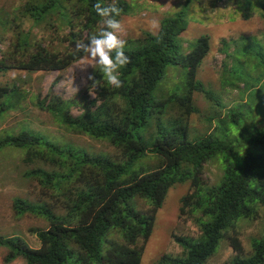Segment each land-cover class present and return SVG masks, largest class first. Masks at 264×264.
<instances>
[{"label":"trees","instance_id":"trees-1","mask_svg":"<svg viewBox=\"0 0 264 264\" xmlns=\"http://www.w3.org/2000/svg\"><path fill=\"white\" fill-rule=\"evenodd\" d=\"M96 2L28 0V13L35 20L60 14L62 24L69 27L62 37L67 45L62 51L37 42L33 51L24 53L25 59L3 55L0 70L64 69L80 59L84 53L76 44L87 42L103 27H98L102 18L95 12ZM116 3L120 16L133 11L127 0ZM261 8L264 11V2ZM188 25L186 9L182 8L164 17L157 33H146L134 47L126 45L131 62L120 70V78L127 87L123 84L119 89L106 86L100 90L105 101L98 106L101 116L97 121H71L95 137L120 144L127 155L125 162L89 156L30 128L0 138V149L8 145L26 148L29 158L51 159L60 166L62 170L38 167L27 174L64 193L67 202L66 212L59 214L44 202L17 197L14 208L18 214L44 216L49 225L36 231L40 247L29 245L17 234L0 236V246L8 248L6 262L23 256L27 264H141L155 212L173 184L191 179V190L181 197V211L194 217L200 234H174L183 247L182 255L164 253L156 264H206L225 238L239 253L228 264H264V228L262 236L253 240V253L243 256L237 227L241 218L252 217L264 205V39L249 40L245 35L221 39L224 58L220 83L225 89L237 88L239 95L210 132L191 137L189 115L196 111L194 91L225 105L197 77L210 49L209 36L200 35L197 43L183 52L180 34ZM19 42L29 46L27 37ZM170 66H182L184 74L164 93L161 89ZM115 95L120 104L112 102ZM16 96V89L0 85V116L13 106L8 99ZM110 104L123 113L122 117H116ZM49 109L60 113L55 106ZM148 153L158 155L160 163L152 169L135 166ZM213 157L222 161L223 176L219 183L208 184L202 179V167ZM72 181L73 188L69 187ZM136 197L146 199L149 211L137 207ZM112 230L119 235L110 237Z\"/></svg>","mask_w":264,"mask_h":264},{"label":"rangeland","instance_id":"rangeland-1","mask_svg":"<svg viewBox=\"0 0 264 264\" xmlns=\"http://www.w3.org/2000/svg\"><path fill=\"white\" fill-rule=\"evenodd\" d=\"M28 0H0V58L3 55L25 59L24 53L33 51L37 42L46 48L64 50L66 42L63 34L69 27L62 24L63 18L54 13L42 20H35L28 13ZM133 11L120 16L123 31L121 38L131 47L140 42L146 33H157L161 20L172 16L182 8L186 9L189 25L180 34L183 52H188L202 34H207L210 49L198 68L197 77L206 86L215 91L224 107L207 98L202 92L192 93L196 111L190 113V136L196 137L210 132L221 114L237 99V88H223L220 83L224 53L221 52V39L245 35L249 40L264 39V11L261 3L264 0H127ZM153 22L156 26L153 27ZM103 24L100 23L98 27ZM27 37L29 46H20V40ZM233 49V46H231ZM141 63V62H140ZM142 63L140 64V66ZM184 74L182 66H170L167 69L161 92H168L174 83L181 81ZM100 79L99 66L88 61L85 55L73 61L64 69L26 70L10 68L0 70V85L16 89L18 96L9 98L13 106L0 116V138L7 133H19L24 128L42 132L53 141L65 144L77 150L85 151L89 156L108 157L123 163L127 155L123 147L108 139L91 135L74 125L75 119L97 121L100 118L98 106L105 99L99 95L101 89L94 85L89 76ZM126 88L127 83L124 82ZM112 92V91H108ZM118 94V93H117ZM120 95V94H119ZM115 95L112 102H117ZM43 104L40 105L39 102ZM55 106L60 113L49 109ZM111 106V104H110ZM111 106V111L120 114ZM120 122L122 121L121 118ZM209 117H213L209 120ZM51 159L29 158L26 148L12 145L0 149V236L20 235L29 245L40 247L41 241L36 231L46 228L49 221L40 215L30 212L18 214L14 208L17 197L29 201L44 202L56 213L66 212L64 193L56 192L51 186L44 185L36 176H29L28 171L38 167L46 170H62L54 165ZM160 163V157L148 153L136 162L135 166L152 169ZM222 161L213 157L203 164L202 179L208 184L219 183L223 176ZM88 167L86 168V170ZM94 175V174H93ZM72 181L69 187L75 186ZM77 187H83L77 184ZM191 190V179L173 184L167 192L163 204L155 212L154 225L146 240L141 264H156L158 258L168 253L180 256L183 247L175 240L176 235L197 237L200 228L194 217L181 211V197ZM137 207L149 211L151 205L145 198L136 197ZM243 256L253 253V240L263 234L264 205L259 206L252 217L241 218L237 222ZM116 231L110 237H117ZM8 248L0 246V264H27L23 256L11 262L5 261ZM239 253L232 246L230 239H223L216 252L206 264H228L230 259Z\"/></svg>","mask_w":264,"mask_h":264},{"label":"clouds","instance_id":"clouds-1","mask_svg":"<svg viewBox=\"0 0 264 264\" xmlns=\"http://www.w3.org/2000/svg\"><path fill=\"white\" fill-rule=\"evenodd\" d=\"M96 14L102 18L103 27L94 35L89 36L87 42H78L76 49L84 53L88 61L99 66L100 79L98 83L92 75L94 85L100 87L110 86L119 89L123 86L121 69L131 62L130 57L125 53L126 40L121 38L123 31L122 22L117 19L121 14L116 0H97L94 4ZM156 23L153 22V27Z\"/></svg>","mask_w":264,"mask_h":264}]
</instances>
